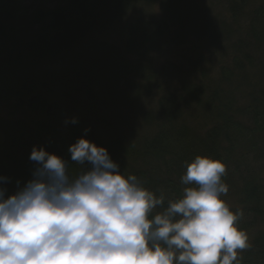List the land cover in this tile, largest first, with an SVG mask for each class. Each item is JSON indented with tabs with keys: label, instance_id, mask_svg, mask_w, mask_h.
Returning <instances> with one entry per match:
<instances>
[{
	"label": "trees",
	"instance_id": "trees-1",
	"mask_svg": "<svg viewBox=\"0 0 264 264\" xmlns=\"http://www.w3.org/2000/svg\"><path fill=\"white\" fill-rule=\"evenodd\" d=\"M153 1L70 0L67 7L41 8L31 24L39 27L37 38L22 44L12 31L19 1L0 0V82L9 75L16 84L2 90L0 101L16 97L22 104L25 96L35 94L33 108L41 115L34 139L24 143L20 141L31 136H22L20 124H0L6 140L0 144V177L5 178L0 187L10 196L32 178L36 165L29 157L37 145L68 161L70 176L79 172L82 166L71 162L64 136L69 125L70 145L87 136L105 146L120 171L135 174L157 197L165 196V207L192 186L181 180L188 164L197 155L210 156L225 163L223 181L244 197L241 203L247 206L236 210L244 213L240 227L251 233L256 221L261 224L249 238L251 247L239 253L240 264H264V177L252 170L240 174L241 162L264 158V0H159L160 17L149 15L129 26L125 47L136 60L125 61L120 48L91 39L129 10ZM187 38L193 39L191 50L197 54L190 60L193 72L188 77L179 73L175 85H167L142 60L168 39L180 44ZM207 43L220 58L214 75L209 73ZM225 43L226 56L219 52ZM166 67L172 76L178 69L172 63ZM133 86L138 92L146 87L150 95L159 93L156 112L143 111L145 102L137 109L140 98L129 91ZM49 103L59 115L47 113ZM194 107L202 123L196 129L187 112ZM110 108L126 109V117L140 116L142 127L134 132L125 119L116 123ZM67 117L78 122L69 123ZM233 176L240 177L238 182Z\"/></svg>",
	"mask_w": 264,
	"mask_h": 264
},
{
	"label": "clouds",
	"instance_id": "clouds-1",
	"mask_svg": "<svg viewBox=\"0 0 264 264\" xmlns=\"http://www.w3.org/2000/svg\"><path fill=\"white\" fill-rule=\"evenodd\" d=\"M68 152L82 166L72 176L37 145L32 178L10 196L0 187V264H240L251 247L243 210L222 199V160L197 155L181 178L192 186L165 207L105 146L81 136Z\"/></svg>",
	"mask_w": 264,
	"mask_h": 264
},
{
	"label": "rangeland",
	"instance_id": "rangeland-1",
	"mask_svg": "<svg viewBox=\"0 0 264 264\" xmlns=\"http://www.w3.org/2000/svg\"><path fill=\"white\" fill-rule=\"evenodd\" d=\"M18 10L15 11L16 16V22L12 24V31H13V37L18 38V40H20V42L23 43H27L30 40H35L38 36V32H39V27L36 24H32V18L35 12H37L38 10H40L41 8L44 9H57V8H63V7H67L69 6L70 0H18ZM1 8H3L1 6ZM5 8H10V7H5ZM162 8L160 6L159 0H155L153 2H148V3H144V4H139L136 8L135 11L129 10L128 12L125 13L124 16H122L116 23H114L113 25L109 26L108 28H106L103 31L97 32L96 34H94L92 36L91 39H93L94 37H96L97 40H103L104 43H102V45L104 46H115L117 48H120V50L122 51V54L127 58L125 59H138L137 55L133 54V53H127V49L125 47L127 40L129 39V26L131 23H133V21H136L138 19H141L143 17L149 16V15H154L156 17H160V15L162 14ZM173 35L171 33L170 38H172ZM192 38H187L186 41H184L183 43H171L170 39H168V41L164 44V46L162 45L161 48H159V50L154 51L151 50L148 52V57L147 58H143L144 60V65L150 64L153 69L156 72V78L160 81H164L163 79H165V81H167V85L171 84V85H175V77L177 78L179 76V73L183 74V75H188L191 73V67H190V63H191V58H195L194 56H196V52L193 50H191V45L193 41H190ZM193 40V39H192ZM227 50V44H222L219 47V52L226 56L225 53ZM205 54L208 58V62L210 64L209 67V73H212V75H214V73L216 74V71L218 69V64L220 62V58L218 59V55L215 53L214 51H212V47L209 46V44L207 43V45L205 46ZM220 54V57L222 58ZM218 60V62H217ZM174 64L178 69L173 71V76L170 75L171 73V69L166 67V65H171ZM166 67V68H165ZM163 68L166 69L167 71L164 72L166 75L168 76H164L163 73ZM193 72V71H192ZM170 75V76H169ZM8 77V81H1L0 82V93L2 92L3 89H5L6 87H10L11 85L15 86V81H13L12 77H10L9 75H7ZM164 76V77H163ZM166 82H164L165 84ZM8 84V85H7ZM163 84V85H164ZM138 86H133L129 91H135V93H138L139 96V103L140 105H137V109H140V107L142 106L141 103H148L145 106V109L143 111H148L149 109H151L154 112L157 111L156 106L158 105V97H159V93L154 92L150 95L149 92L147 91V88L145 87L144 90L145 92H138L140 89H137ZM141 91V90H140ZM7 96V95H5ZM37 95L33 94L31 95H27L25 96V99H23V103L21 104V102H18V99L16 97H11V99L9 101L7 100H2L0 101V124L2 123L3 120L9 122V121H15L13 122L14 125H19L23 128V133L24 135H22L24 138L28 134H30V139L29 136L27 135V137L25 139H22L20 142L24 143L27 140H31L34 139V129L37 128L36 126V121L40 120L41 115H39V113L36 111V109L33 108L34 106V102L32 105L29 104L30 99L35 97ZM52 105V103L48 104L47 108H49V106ZM46 108V109H47ZM198 110L197 108H193L191 110H188V113H192L193 116L191 118H194L195 120L193 121V128L196 129L197 126H199V123H201V120H199L198 116H195L194 113L195 111ZM118 111V112H117ZM138 111V110H137ZM125 112L126 109H125ZM124 110H121L120 108H110L109 109V113L111 115H113V117L116 118V123H120L122 122L124 119L127 121V123L129 122L130 127H134V132H138L137 129H139V125L142 127L141 124V120H140V116L136 115L134 117H130V115L128 117H126L127 115H125ZM47 113H51L54 116L55 115H59V112L56 113L54 112V109L52 107V109H50V111ZM118 113L120 114V117L117 118ZM40 116V117H39ZM2 118V119H1ZM71 117H67L66 121H69V123L72 122ZM128 124V126H129ZM202 124V123H201ZM72 125V124H71ZM70 126V125H69ZM66 127V131L64 133L65 139L69 142V144H67V146H71V141L69 138V132H70V127ZM119 128L122 130V125L118 124ZM150 128L145 132L146 135L150 134L152 132L149 131ZM144 129L142 128L141 132H143ZM124 132V131H123ZM26 134V135H25ZM37 136V135H35ZM16 137V136H15ZM17 140H19V137H16ZM6 140L4 141L3 138V130L0 127V144L5 143ZM263 147V146H262ZM264 151V148H263ZM253 158V157H252ZM254 160V158H253ZM250 162H252L254 164V166H251ZM81 167V165H79ZM81 169V168H80ZM253 172H259L263 177H264V158L262 157V159H258V160H249L246 159L245 162H241L240 164V174H246L250 171ZM234 171L237 173L238 171L236 169H234ZM248 171V172H247ZM237 175V174H235ZM240 179L239 176H233V181L235 180L236 182H238V180ZM227 184V183H226ZM228 185V184H227ZM231 185V184H230ZM229 186V185H228ZM239 189H237L236 187H231L229 186V192L222 197V199H224L229 206L231 207V209L233 211H236L237 209L243 207V206H247L244 203H241L242 199L244 197L241 198V195L238 193ZM264 225V224H262ZM259 226H261V224L256 221L253 227V231L251 233H248V231L246 232L248 237L250 238L252 233H254Z\"/></svg>",
	"mask_w": 264,
	"mask_h": 264
},
{
	"label": "water",
	"instance_id": "water-1",
	"mask_svg": "<svg viewBox=\"0 0 264 264\" xmlns=\"http://www.w3.org/2000/svg\"><path fill=\"white\" fill-rule=\"evenodd\" d=\"M36 99H37V96L31 98L29 104L32 105L33 102H34ZM50 109H52V105L49 106V108H48V112L50 111Z\"/></svg>",
	"mask_w": 264,
	"mask_h": 264
}]
</instances>
